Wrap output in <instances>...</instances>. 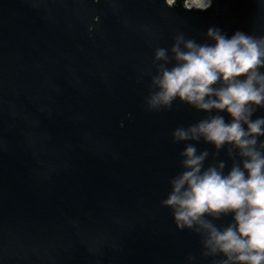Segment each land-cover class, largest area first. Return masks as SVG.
<instances>
[{
    "label": "water",
    "instance_id": "obj_1",
    "mask_svg": "<svg viewBox=\"0 0 264 264\" xmlns=\"http://www.w3.org/2000/svg\"><path fill=\"white\" fill-rule=\"evenodd\" d=\"M209 28L264 37V0L206 11L183 0H0V264L223 259L204 257L200 236L162 206L183 171L173 131L208 114L179 99L171 110L145 103L155 50L179 33L214 45ZM219 159L227 172L226 148Z\"/></svg>",
    "mask_w": 264,
    "mask_h": 264
},
{
    "label": "clouds",
    "instance_id": "obj_2",
    "mask_svg": "<svg viewBox=\"0 0 264 264\" xmlns=\"http://www.w3.org/2000/svg\"><path fill=\"white\" fill-rule=\"evenodd\" d=\"M176 3L166 0L168 8ZM212 3L183 0V7L206 11ZM207 37L214 45L179 33L170 50H155L147 110H171L179 99L208 114L173 131V143L185 145L183 171L170 180L162 206L172 210L178 230L200 236L204 257H223L214 264H264V116L253 119L264 109V37L237 31L228 38L217 28ZM201 141L215 151H200ZM225 148L232 161L227 172V161L219 159ZM229 215L226 227L213 222Z\"/></svg>",
    "mask_w": 264,
    "mask_h": 264
}]
</instances>
